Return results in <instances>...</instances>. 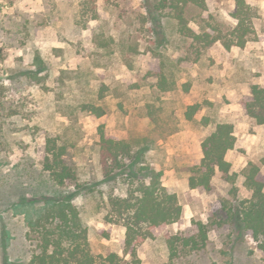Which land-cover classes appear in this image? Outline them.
Masks as SVG:
<instances>
[{
    "label": "rangeland",
    "instance_id": "1",
    "mask_svg": "<svg viewBox=\"0 0 264 264\" xmlns=\"http://www.w3.org/2000/svg\"><path fill=\"white\" fill-rule=\"evenodd\" d=\"M247 2L257 13L255 34L245 48L227 50L221 42L203 48L183 36L155 0H0V264H30L38 252L22 205L65 198L80 209L95 255L131 261L123 221L109 220L110 201L138 184L127 172L104 176L100 127L142 151L138 167L162 172L182 207L178 222L138 244L141 264H264V250L240 216L252 197L249 164L258 165L264 179V124L246 109L252 86L264 88V0ZM207 4L206 11L186 8L196 33L236 27L234 0ZM155 63L163 65L168 91L148 75ZM85 104L106 114L98 118ZM195 104L201 107L188 120ZM219 123L235 128L231 170L218 172L210 190L191 189L190 169L200 164L202 143ZM50 138L66 147L77 182L59 186L44 170ZM199 222L209 233L197 250L184 241L196 237Z\"/></svg>",
    "mask_w": 264,
    "mask_h": 264
},
{
    "label": "trees",
    "instance_id": "2",
    "mask_svg": "<svg viewBox=\"0 0 264 264\" xmlns=\"http://www.w3.org/2000/svg\"><path fill=\"white\" fill-rule=\"evenodd\" d=\"M158 11H168L176 19L179 32L191 38L195 44L209 48L221 42L227 50L234 47L245 48L255 34V9L247 0H234L236 12L233 14L237 25L232 31L224 32L213 27L212 31L196 33L189 27L185 16L189 5L208 10L207 0H155ZM38 64L41 60L37 59ZM149 76L158 79L160 91L169 90V81L163 65L155 63ZM200 104L192 105L186 112L188 120H193L200 109ZM83 110L98 118L106 114L102 106L94 104L83 105ZM248 116L257 124H264V88L252 86V99L246 103ZM100 163L104 176L111 180L121 172H127V178L137 182V187L131 189L127 197H114L110 201L112 217L110 222L123 221L126 228L125 250L131 256V261L124 263L120 256L111 253L107 256L95 255L89 242V231L84 225L80 209L71 198L61 200L46 199L44 204L36 206L31 203L22 205L26 223L30 231L38 235V252L32 257L30 264H141L137 254L138 244L155 237V232L168 225L178 222L182 216V207L175 193L163 184L162 172H156L148 167H138L144 155L142 151H134L132 144L125 140H116L105 134L100 127ZM234 125L219 123L202 143L203 158L200 164L190 169L189 185L191 189H211L214 176L221 172L228 174L231 163L227 155L236 147ZM67 149L55 138H50L46 145L44 170L59 186L77 182L78 177L66 161ZM246 186L252 197L241 207V222L259 247L264 250V179L258 165L249 164L246 171ZM134 184V183H132ZM198 234L186 239L185 245L193 249H201L208 240L209 228L204 223H196ZM178 237L170 239L173 245Z\"/></svg>",
    "mask_w": 264,
    "mask_h": 264
}]
</instances>
